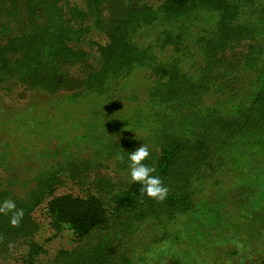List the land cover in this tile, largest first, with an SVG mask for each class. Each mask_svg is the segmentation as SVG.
<instances>
[{
    "label": "trees",
    "instance_id": "16d2710c",
    "mask_svg": "<svg viewBox=\"0 0 264 264\" xmlns=\"http://www.w3.org/2000/svg\"><path fill=\"white\" fill-rule=\"evenodd\" d=\"M141 1L84 0V10H78L69 0H0V84L53 96L79 90L45 107L34 101L0 109V171L18 174V184L28 190L22 197L0 192V203L12 200L23 210L16 226L11 213H0V249L33 235L32 214L47 201L56 229L66 227L78 241L99 234L83 250H61L50 264H147L146 228L167 236L178 220L193 214L196 198L208 187L223 191L236 176L249 180L240 187L250 189L252 174L258 177L252 164H264V0H165L157 9ZM108 3L127 10L102 29L101 8ZM77 16L92 19L108 37L99 48L103 71L88 72L82 81L72 72L87 67V55L71 47L83 41ZM139 28L155 34L147 46L134 39ZM241 46L243 53L231 55ZM141 70L150 71L151 84L143 85L139 101L101 104L115 98V85ZM87 101L95 106L76 117L74 106ZM60 106L73 107L59 119ZM26 113L28 118L12 119ZM142 143L150 152L144 163L168 188L164 200L142 195L141 185L131 181L107 203L92 194L53 197L62 160L89 153L130 180L128 151ZM262 199L251 207L259 209ZM204 208L212 209L217 224L227 204ZM263 253L255 254L252 264H264ZM25 264H33L32 257Z\"/></svg>",
    "mask_w": 264,
    "mask_h": 264
},
{
    "label": "rangeland",
    "instance_id": "374dc122",
    "mask_svg": "<svg viewBox=\"0 0 264 264\" xmlns=\"http://www.w3.org/2000/svg\"><path fill=\"white\" fill-rule=\"evenodd\" d=\"M164 1L142 0L141 3L157 9ZM68 3L70 7L84 10V0H69ZM113 9L118 14L113 13ZM126 10V6L118 4L111 9L109 3L105 4L101 8L103 19L99 25L103 29L114 17ZM69 17L72 18V15ZM76 19L80 20L78 16ZM94 23L92 19H88L80 20L79 24H75L76 29L84 28L81 38L83 41H74L71 47L87 55V67L83 66L84 69L80 65L72 70L73 73H79L77 78L80 81L86 78L88 72L97 74L103 71L99 48L107 44L108 37ZM202 29L203 27L199 30ZM154 37L155 34L150 35L139 28L137 37L134 39L139 44L147 46L154 40ZM244 51V46H241L232 50L231 55H240ZM184 54L182 51V54L178 55L183 57ZM165 55L162 58L169 59V54ZM191 63L184 60L182 64L184 67H189ZM150 80V71H135L127 81L115 85L116 93L111 92L115 98L110 96L99 100L104 107H107L105 102L116 104L117 107L122 103V106H128L129 100L139 101L143 85L145 88L151 84ZM138 88L141 90L139 93L136 91ZM75 91L79 90L61 92L58 96H53L26 86L9 89L6 83H3L0 84V109L25 108L34 101L41 102L44 104L41 105L45 107L46 103L54 102L57 97L70 96ZM87 102L89 104L75 105L71 112L75 113L78 118L82 117L83 112L94 105L90 101ZM132 104L130 102V105ZM70 107H64L63 111V106H60L56 110V117L61 119L60 116L67 113ZM24 116L28 118L30 115L29 113L15 114L12 119L19 121L18 118ZM60 164H64V170H61L56 178L53 197L63 194L87 197L92 194L99 195L107 203L111 195L117 194L130 181L126 180L123 174L116 172L113 163L95 162L89 153L80 154L79 157L70 156L69 159L62 160ZM252 170L257 173L258 177L252 174L250 189L240 187L244 181L249 180H242L236 176L222 185L223 191L219 188L208 187L196 198L193 214L178 220L175 227L168 229L167 236H163L159 228H146L145 238L151 237L155 240L152 241L150 238L147 242L148 248L151 249L150 260L147 264H252L255 254L263 253L259 247L264 240V164L261 161H253ZM24 179H30V175L28 174ZM17 180H21L18 174H8L1 170L0 192H13L21 197L24 196L28 190L18 184ZM256 185H259L260 190L256 189ZM262 197L260 208L257 210L252 208L251 202ZM222 201L227 204V209L221 213L220 219L215 224L213 214H210L212 209H200L203 205L211 206ZM47 207L46 201L33 212L32 220L36 229L29 239H18L13 244L10 243L8 247L0 249V264H25L27 256L32 257L33 264H50L61 250L80 251L99 238V234H94L83 241H78L66 227L56 229Z\"/></svg>",
    "mask_w": 264,
    "mask_h": 264
},
{
    "label": "clouds",
    "instance_id": "9594fccd",
    "mask_svg": "<svg viewBox=\"0 0 264 264\" xmlns=\"http://www.w3.org/2000/svg\"><path fill=\"white\" fill-rule=\"evenodd\" d=\"M149 155V148L143 143L140 147L128 151L127 160L129 162L130 181L141 185L142 195L162 201L167 197L168 188L163 184L159 175H153L156 171L155 168L144 163ZM117 158L123 159L122 156ZM0 213H11L10 223L13 226L18 225L23 217V210H17V205L12 200H4L0 203Z\"/></svg>",
    "mask_w": 264,
    "mask_h": 264
}]
</instances>
